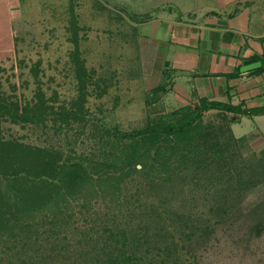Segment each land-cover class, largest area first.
<instances>
[{"label":"rangeland","instance_id":"374dc122","mask_svg":"<svg viewBox=\"0 0 264 264\" xmlns=\"http://www.w3.org/2000/svg\"><path fill=\"white\" fill-rule=\"evenodd\" d=\"M22 15L14 22L13 46L0 48V98L31 108L42 97L49 115L38 125L1 121L2 139L99 154L96 130L139 129L170 120L178 110L143 84L134 22L150 15L131 19L108 0H31ZM83 70L86 76L80 75ZM79 76L87 79L83 88ZM61 111L79 112L82 121H62ZM241 115L206 110L189 134L178 138L205 140L218 150L208 152L207 161L198 159L197 185L191 172L181 171L184 181L175 200L186 214V232L196 234L193 254H179L192 264H264V142ZM182 241L189 243L186 237Z\"/></svg>","mask_w":264,"mask_h":264},{"label":"trees","instance_id":"16d2710c","mask_svg":"<svg viewBox=\"0 0 264 264\" xmlns=\"http://www.w3.org/2000/svg\"><path fill=\"white\" fill-rule=\"evenodd\" d=\"M79 80L83 88L87 79ZM39 98L31 108L0 98V122L43 123L49 109ZM83 99L81 94L79 103ZM193 107L177 108L170 120L139 129L96 130L99 154L76 155L0 135V243L6 253L0 264L10 257L12 264H192L179 253L193 254L196 233L186 232V214L175 199L188 173L197 185L198 159L207 161V153L218 150L205 140L178 138L209 109L264 112L205 99ZM57 116L67 122L82 121L83 115Z\"/></svg>","mask_w":264,"mask_h":264},{"label":"crops","instance_id":"0c3cea01","mask_svg":"<svg viewBox=\"0 0 264 264\" xmlns=\"http://www.w3.org/2000/svg\"><path fill=\"white\" fill-rule=\"evenodd\" d=\"M31 0H0V48ZM134 19L145 90L167 107L201 99L264 109V0H108ZM7 47V48H6ZM7 51V50H6ZM254 64L252 68L243 69ZM264 142V112L241 115Z\"/></svg>","mask_w":264,"mask_h":264},{"label":"water","instance_id":"95a60500","mask_svg":"<svg viewBox=\"0 0 264 264\" xmlns=\"http://www.w3.org/2000/svg\"><path fill=\"white\" fill-rule=\"evenodd\" d=\"M253 66H254V64H250V65L245 66V68H243V69L247 70L249 68H252Z\"/></svg>","mask_w":264,"mask_h":264}]
</instances>
